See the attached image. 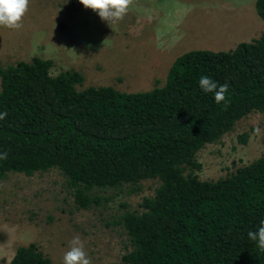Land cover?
Masks as SVG:
<instances>
[{
  "label": "trees",
  "instance_id": "obj_1",
  "mask_svg": "<svg viewBox=\"0 0 264 264\" xmlns=\"http://www.w3.org/2000/svg\"><path fill=\"white\" fill-rule=\"evenodd\" d=\"M255 11L264 22V0ZM39 57L0 66V180L57 170L77 209L100 205L97 191L140 190L157 180L139 211L119 225L129 241L124 264H264L249 239L264 221V153L215 181H202L196 154L235 124L264 114V31L223 52L189 51L168 69L165 83L146 92L110 86L78 90L75 70L52 76ZM228 85L217 105L201 76ZM246 143V135L239 137ZM8 264H53L35 244L21 246Z\"/></svg>",
  "mask_w": 264,
  "mask_h": 264
},
{
  "label": "rangeland",
  "instance_id": "obj_2",
  "mask_svg": "<svg viewBox=\"0 0 264 264\" xmlns=\"http://www.w3.org/2000/svg\"><path fill=\"white\" fill-rule=\"evenodd\" d=\"M255 0H133L123 20L112 24L86 10L79 0H30L20 30L0 27V66L53 62L52 76L75 70L83 77L78 90L110 86L120 92H146L162 86L172 62L189 51L223 52L258 39L264 22ZM106 41V42H105ZM259 128V134L255 129ZM246 135V143L239 137ZM264 153V114L239 120L219 142L196 154L202 181H215ZM157 180L140 190L97 191L100 205L77 209L65 179L57 170L27 177L10 174L0 180V264L15 250L35 244L53 264H62L70 241L79 235L92 264H124L129 241L119 217L139 211Z\"/></svg>",
  "mask_w": 264,
  "mask_h": 264
},
{
  "label": "clouds",
  "instance_id": "obj_3",
  "mask_svg": "<svg viewBox=\"0 0 264 264\" xmlns=\"http://www.w3.org/2000/svg\"><path fill=\"white\" fill-rule=\"evenodd\" d=\"M30 0H0V27L10 30H20L23 27V20L29 9ZM86 10L95 12L102 21L111 27L125 17L133 0H79ZM106 42V41H105ZM199 86L205 93L214 92V99L217 105L223 103L228 92V85H218L207 76H201ZM7 112L0 113V120L5 119ZM260 129L256 128L255 133L259 134ZM7 152L0 154V159H6ZM249 239L256 242L257 247L264 251V221L256 231L248 233ZM62 264H92L91 259L85 251L84 242L79 235L70 241L69 250L63 256Z\"/></svg>",
  "mask_w": 264,
  "mask_h": 264
},
{
  "label": "crops",
  "instance_id": "obj_4",
  "mask_svg": "<svg viewBox=\"0 0 264 264\" xmlns=\"http://www.w3.org/2000/svg\"><path fill=\"white\" fill-rule=\"evenodd\" d=\"M255 2H256V0H255ZM254 8H255V4H254Z\"/></svg>",
  "mask_w": 264,
  "mask_h": 264
}]
</instances>
